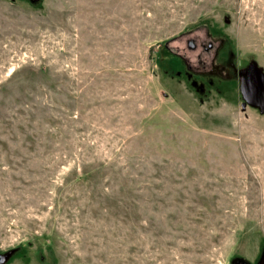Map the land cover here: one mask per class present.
Wrapping results in <instances>:
<instances>
[{"label":"rangeland","instance_id":"374dc122","mask_svg":"<svg viewBox=\"0 0 264 264\" xmlns=\"http://www.w3.org/2000/svg\"><path fill=\"white\" fill-rule=\"evenodd\" d=\"M207 33L228 43L222 78L179 58L195 68L187 40ZM251 63L264 73V0H0L5 264H257Z\"/></svg>","mask_w":264,"mask_h":264},{"label":"flooded vegetation","instance_id":"af4514ba","mask_svg":"<svg viewBox=\"0 0 264 264\" xmlns=\"http://www.w3.org/2000/svg\"><path fill=\"white\" fill-rule=\"evenodd\" d=\"M207 39L205 41H197L193 38L187 40V48L192 51H198L197 56V66L193 68L189 63L187 58L179 56L180 60L183 62V65L186 66V69L189 70L190 74L195 77H224L228 68L226 67V60L222 62H217L220 56V53L228 45L226 41L219 37H212L207 33ZM191 41V43H190ZM202 53L210 54V58L202 57ZM218 63V64H217Z\"/></svg>","mask_w":264,"mask_h":264},{"label":"water","instance_id":"95a60500","mask_svg":"<svg viewBox=\"0 0 264 264\" xmlns=\"http://www.w3.org/2000/svg\"><path fill=\"white\" fill-rule=\"evenodd\" d=\"M191 43V41H190ZM240 94L243 98L241 109L246 106L259 109L264 113V73L254 63L239 71ZM10 253L0 255V264H5ZM231 264H248L246 261L234 258ZM257 264H264V254Z\"/></svg>","mask_w":264,"mask_h":264}]
</instances>
